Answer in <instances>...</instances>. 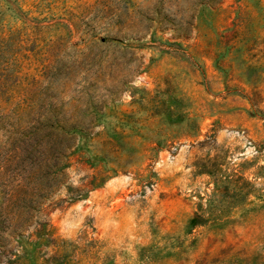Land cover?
<instances>
[{
    "label": "rangeland",
    "instance_id": "rangeland-1",
    "mask_svg": "<svg viewBox=\"0 0 264 264\" xmlns=\"http://www.w3.org/2000/svg\"><path fill=\"white\" fill-rule=\"evenodd\" d=\"M0 264H264V0H0Z\"/></svg>",
    "mask_w": 264,
    "mask_h": 264
}]
</instances>
